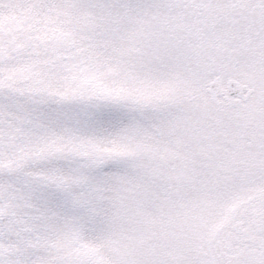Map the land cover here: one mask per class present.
Listing matches in <instances>:
<instances>
[{
	"label": "snow or ice",
	"instance_id": "snow-or-ice-1",
	"mask_svg": "<svg viewBox=\"0 0 264 264\" xmlns=\"http://www.w3.org/2000/svg\"><path fill=\"white\" fill-rule=\"evenodd\" d=\"M0 264H264V0H0Z\"/></svg>",
	"mask_w": 264,
	"mask_h": 264
}]
</instances>
